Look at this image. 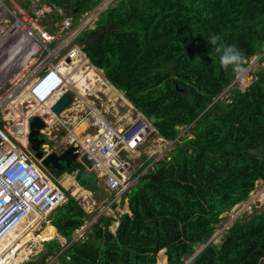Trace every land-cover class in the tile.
Returning <instances> with one entry per match:
<instances>
[{
  "label": "trees",
  "instance_id": "1",
  "mask_svg": "<svg viewBox=\"0 0 264 264\" xmlns=\"http://www.w3.org/2000/svg\"><path fill=\"white\" fill-rule=\"evenodd\" d=\"M102 1L40 5L62 10L53 17L57 22ZM95 24L97 39L84 47L91 63L165 138L175 139L179 126L189 127L192 137L176 140L171 158L150 170L157 179L141 177L126 194L131 214L120 217L115 233L109 230L113 218L102 216L93 231L102 242L79 240L60 252L62 242L55 238L45 243L48 254H59L65 264H185L196 245L210 239L223 212L264 179V159L247 152L264 142V66L245 90L234 86L228 101L219 100L237 74L220 67L207 41L216 34L237 46L246 68L264 52V0H117ZM86 217L70 197L54 211L52 224L71 241ZM248 217L237 219L220 244L209 242L188 264H258L264 257V209ZM162 249L167 255L162 251L158 258Z\"/></svg>",
  "mask_w": 264,
  "mask_h": 264
},
{
  "label": "built area",
  "instance_id": "2",
  "mask_svg": "<svg viewBox=\"0 0 264 264\" xmlns=\"http://www.w3.org/2000/svg\"><path fill=\"white\" fill-rule=\"evenodd\" d=\"M8 1L0 0V264H13L19 253L16 243L7 241L13 227L27 216L47 219L65 200L42 160L23 143L20 134L24 131L27 137L29 129L19 124L35 115L42 117L46 123L42 132L50 139L42 145L44 152L50 153L62 141L66 147L74 145L77 151L88 152L96 160L95 168L107 190L116 195L130 191L142 175L149 173L145 161H137L142 158L144 145L164 149L170 144L159 131L155 134L154 125L143 114H125L119 120L107 116L102 108L107 106L83 97L96 96L94 89L88 82L79 84L69 71L80 54L87 57L77 39L96 27L104 10L100 4L77 21L76 17H65L57 26L62 34L58 36V30L38 24L35 12L11 7ZM95 78L101 86V76ZM66 91L73 96L72 102L57 114L52 107ZM9 118L23 121L11 125ZM188 129L182 127L183 132L188 133ZM79 236L83 237L82 231ZM258 264H264V258Z\"/></svg>",
  "mask_w": 264,
  "mask_h": 264
},
{
  "label": "clouds",
  "instance_id": "3",
  "mask_svg": "<svg viewBox=\"0 0 264 264\" xmlns=\"http://www.w3.org/2000/svg\"><path fill=\"white\" fill-rule=\"evenodd\" d=\"M102 3V2H101ZM100 3V4H101ZM75 17V16H74ZM77 17V16H76ZM78 20V18H75V21H77ZM96 28V27H95ZM94 28V29H95ZM93 30V29H92ZM87 31H91V30H87ZM83 33H85V32H83ZM83 35V34H82ZM79 38V37H78ZM78 40V39H77ZM212 46H213V51L216 53V54H219V64H220V67L222 68V69H224L225 71L226 70H228V68L231 66V68H232V70H233V72L235 73V74H237L238 76H243V74L246 72V68L244 67V64H245V55H244V53H243V51L241 50V49H239L237 46H235V45H230V44H225V43H223L222 42V37H220L219 35H216V34H212L209 38H208V40H207ZM83 51H84V48H83ZM85 52V51H84ZM88 57V56H87ZM89 58V57H88ZM69 59V61H71L70 60V58H68ZM85 68V67H84ZM94 68V67H93ZM104 70V69H103ZM101 78L103 79V80H105V78H104V76L102 75L101 76ZM110 82V81H109ZM111 83V82H110ZM111 85L116 89V90H118L119 92L121 91V92H124L123 90H120V89H118L116 86H114L112 83H111ZM247 88V87H246ZM242 90H245V89H242ZM120 92V93H121ZM65 93H69L70 95H71V93L70 92H68V91H66ZM64 93V94H65ZM125 93V92H124ZM63 94V95H64ZM62 96V95H61ZM60 96V97H61ZM60 97H58L57 99H56V101L60 98ZM71 97H73L72 95H71ZM84 97V96H83ZM125 97V98H124ZM90 100H96V99H100L101 100V98H99V97H96V96H94V95H92V96H90ZM123 99H126V101H131L127 96H126V94H125V96H123ZM55 101V102H56ZM132 106H133V108L135 109H137V112L138 113H141V114H143L137 107H136V105L131 101V102H129ZM55 104V103H54ZM97 104V103H96ZM69 106V105H68ZM67 108V107H66ZM132 108V109H133ZM132 109H130L131 111H132ZM65 110V109H64ZM144 115V114H143ZM35 116H39V115H35ZM145 116V115H144ZM146 117V116H145ZM42 118V117H41ZM147 118V117H146ZM148 119V118H147ZM149 120V119H148ZM150 121V120H149ZM151 122V121H150ZM152 123V122H151ZM153 124V123H152ZM154 125V124H153ZM155 126V125H154ZM156 127V126H155ZM157 128V127H156ZM157 130H158V128H157ZM159 131V130H158ZM29 134V133H28ZM27 138H28V136H27ZM59 141L61 140V139H58ZM26 142V141H25ZM20 145H24L23 143H21L20 142ZM59 146H63V148L64 149H67L68 147H66L65 145H63V144H59L58 146H57V148L59 147ZM71 146H74V145H71ZM70 147V146H69ZM30 149H31V147H30ZM43 149V148H42ZM32 150V149H31ZM33 151V150H32ZM44 151V150H43ZM53 151H58L56 148L53 150ZM76 152H78L79 153V156H81V155H83L84 153H88V152H83V153H81V152H79V151H77L76 150ZM33 153L35 154V152L33 151ZM51 153V152H50ZM44 154L45 155H47L45 152H44ZM88 156H89V154H88ZM89 158H91L90 156H89ZM39 159V158H38ZM91 159H94V158H91ZM39 160H42V159H39ZM95 160V159H94ZM43 164V163H42ZM95 164H96V160H95ZM95 164L90 168V167H88L86 164H84L83 162H81V161H79V163L78 164H73L72 165V167L71 168H73V173L72 174H70V173H67L66 172V170L65 171H62V173L64 172L65 173V175L66 174H70V175H73L74 176V178H75V186H78L79 188H81L82 190H85V191H91L92 193H93V191L91 190V189H93V188H91V187H83L81 184H80V182L78 181V177H79V174H80V170H77V167L78 166H82V169H85L86 171H95L96 172V174H97V176H98V188L100 187V181L101 180H103L104 178L103 177H101V174H100V172L98 171V170H96V168H95ZM45 167V166H44ZM50 168V167H49ZM47 169V168H45V170L48 172V174H49V176H50V178H51V181L60 189V190H62V192H63V194L65 195V200H63L58 206H60V205H62V204H64V203H66V202H68L69 201V199H70V197H73V198H75L80 204H81V206L84 208V210L87 212V214H88V217H86L85 218V220H84V224L80 227V228H78V229H76L75 230V232L73 233V236H72V239H71V241H67L66 239L65 240H63L62 238H59L58 237V234H57V231L58 230H55V235L53 236V237H51V238H49V239H43L44 240V242L43 243H41L42 244V247L44 246V244L47 242V241H50V240H52V239H55V238H57V239H59L61 242H62V248L63 247H65L66 246V249L70 246V244H72L73 242H75V241H79V240H86L87 241V239L88 238H91L92 236H90L89 235V232H90V229H95V224L96 223H98L99 222V219L102 217V216H108V217H112L113 218V221H112V223H111V225H109V230L112 232V233H115L116 232V230H117V228H118V226H119V224H120V217L123 215V214H125V213H130L131 214V210H130V208H129V211L130 212H127V209H126V207H121V208H119V210L116 212L115 210H114V208H112V204H113V202H121L123 199L124 200H128V197L126 196V194L127 193H129V192H131L132 191V188L138 183V181L140 180H138L137 181V183L135 184V185H133L132 187H131V189H130V191H127V192H125V193H123L122 195H116V193L115 192H112V191H109V190H107V188H106V185L104 184V186H101L102 187V189H105L108 193H110L112 196H113V198L111 199V201L110 200H108L107 198L103 201V202H100V197L99 196H95V195H93V198H95L96 199V201H91L90 200V198H89V194H87V193H84V195L85 194H87L86 196H82V197H77V195H75L74 194V190L75 189H73L72 190V187L74 186H71V187H68L67 186V183H64L63 182V180L64 179H66L65 177H64V179L63 178H61L60 180H58V181H56L55 180V178L56 177H58L60 174H57V172L55 171V170H53L52 168H50V169ZM54 173H56V175L54 174ZM147 174H152V173H147ZM153 174H155V173H153ZM146 175V174H145ZM143 176L144 175H142L141 177L143 178ZM260 180V179H259ZM258 180V181H259ZM257 181V182H258ZM103 182H104V180H103ZM257 184V183H256ZM59 185H61V186H59ZM86 185V184H85ZM63 187H66V189L65 188H63ZM97 188V189H98ZM255 189V188H254ZM67 191H69V195L67 194ZM81 191V190H80ZM74 194V195H73ZM77 197V198H76ZM79 198L80 199H82V198H84L85 200H87L88 202H89V204L91 205V206H93L94 205V208H92L91 210H89V209H87L84 205H83V203L81 202V200H79ZM248 199V198H247ZM246 199V200H247ZM245 201V200H244ZM244 203L245 202H243V201H241V202H239V203H237L235 206H234V210H238L239 208H241V206H243L244 205ZM128 205H129V203H128ZM57 206V207H58ZM247 206H249V207H252V204H251V202H249L248 204H246V205H244L243 207L245 208V207H247ZM57 207L50 213V215L47 217V219H44V220H41V221H39V220H34L35 221V223H34V226H32V229H28L26 232H24V235L23 236H28L30 233H32L33 234V237H30V238H28L27 239V241L24 243V247H23V249L24 250H22L21 251V248L19 247L18 249H19V253L16 255V257H15V261H16V259L17 258H19V257H21V256H24V258L22 259V261H20L19 262V264H22L21 262H24V261H33L32 259L34 258V257H36V255H41L42 253H44V252H46L45 250H41L40 251V254L39 253H37L36 255H34L32 258H30V259H28L29 258V256L32 254L31 252H29V244L31 243V241L33 240V239H35V235H38V234H41L44 230H45V228L46 227H48L49 225H51V226H53V227H56L55 225H53L52 224V215H53V213H54V211L57 209ZM95 215H99V218L97 219V222H95L94 223V216ZM29 219H32L33 220V218L31 217V216H27ZM26 217H24L23 218V220L25 219ZM21 222V221H20ZM93 225H94V228H93ZM100 226H102V223L100 224ZM14 228V227H13ZM12 228V229H13ZM57 228V227H56ZM11 229V230H12ZM216 230V229H215ZM227 230H229V229H223L222 230V232H221V241L220 242H222L223 241V239H224V237H225V232L227 231ZM31 231V232H30ZM80 231H82L83 232V237H78V233L80 232ZM215 232V231H214ZM60 235V234H59ZM213 235V234H212ZM93 236H95L94 234H93ZM63 237V236H62ZM96 237V236H95ZM97 238V237H96ZM21 240H22V237H20L15 243H16V245L18 244V243H21ZM63 242H65V243H63ZM210 242H213V241H210ZM208 243H209V241H208ZM214 243H217V242H214ZM219 244V243H218ZM62 248H61V251H62ZM65 249V250H66ZM163 250V249H162ZM161 250V251H162ZM160 251V252H161ZM63 252V251H62ZM159 252V253H160ZM165 252V254H166V251H164ZM159 253H158V256H159ZM57 255V254H56ZM56 255H49L48 253H47V257L44 259V261L43 262H41V263H45L46 261L45 260H47V258L48 257H53L52 259L53 260H56V259H59L60 260V256L58 255V257H56ZM167 255V254H166ZM264 258V257H263ZM262 258V259H263ZM28 259V260H27ZM261 259V260H262ZM24 260V261H23ZM260 260V261H261ZM15 261H14V263H15ZM167 261H168V257H167ZM259 261V262H260ZM157 262H158V260H157ZM13 263V264H14Z\"/></svg>",
  "mask_w": 264,
  "mask_h": 264
},
{
  "label": "rangeland",
  "instance_id": "4",
  "mask_svg": "<svg viewBox=\"0 0 264 264\" xmlns=\"http://www.w3.org/2000/svg\"><path fill=\"white\" fill-rule=\"evenodd\" d=\"M102 2L104 4L101 3L99 6H102L104 8V10H105L110 4H115L117 2V0H103ZM8 4L11 7H14L16 5L17 6H20V7H23L26 10L32 12L34 15L36 13V15L39 17L38 24L40 26L47 25L49 22H51L52 15L53 14H56V13H58L60 11V10H56V11L49 10V8L46 6V4L40 5V1L39 0H9L8 1ZM33 4L36 5V8L37 9H38V6H39L38 11H36L34 9V12L35 13L33 12V7H32ZM61 12H63V11L61 10ZM83 35L85 36L87 34L84 33ZM263 55H264V52H261V53H258L257 55H255V56H253V57H251L249 59L248 66L246 67V72L243 74V76H238L237 75L233 79L232 83L220 95L219 100H223L224 98H227V101H228L229 100V95L231 94L232 87H234V86L236 87L237 86L238 88H240L242 90V89H246V87H248L250 84L253 83L254 79L257 78L255 72L260 67H263L264 66V58H262ZM105 84L106 85H109L106 81H105ZM120 92H119V94H121V95H119L120 98H119V96L117 98H114L113 97V102L114 101L117 102L118 100H120V101L123 100V96H125V93L124 92H121L120 93ZM116 99H118V100H116ZM129 102H131V101H129ZM129 102L128 101H126V102L123 101L121 103V106L124 107L123 108L124 110H130V109L133 108V106ZM115 110L116 109L113 106V112H115ZM132 111H133V114L134 115L138 114L136 108L135 109L133 108ZM32 119L33 118H30L27 122H25L26 123L25 126L28 129L30 128V121ZM22 121H23V119L20 120L19 122H17L16 119L11 120V118H9V124H11V125H18ZM192 124L194 125V123H192ZM182 127H185V126H182ZM182 127L179 126L180 131H181L180 134L175 139H173V140L170 139V144L167 147H165L164 149H159L158 147H155V146L150 147L149 146L150 143L144 145V147L142 149V152H141L142 153L141 154L142 155V158L141 157L140 158H137V161H138V163H140L143 160H146V159L148 160V158L149 159L152 158L151 162L145 168V171L146 172H150V170L153 169L155 163L159 162L160 160H163V159H168L169 160L171 158V153L173 152V150L176 147L175 141L178 140L181 143L182 142V139L181 138L182 137H185L187 134H189V133L183 132ZM155 129H156L155 134H157L158 133L157 132L158 130H157L156 127H155ZM29 131H30V129H29ZM27 136H28V134H27ZM189 137H192V134H189ZM153 138H154V136H152L150 139H153ZM24 141H26V144L30 148V145H29V142H28V138L27 137H25ZM66 172L72 174L73 173V168L67 169ZM59 174L60 175L55 178L56 181L60 180L65 175L64 172L62 173V171H60ZM80 184L83 187H86V185H85L86 183L85 182L82 181V182H80ZM59 186H61V185H59ZM63 188L66 189V187H63ZM73 189H75L74 186L72 187V190ZM91 190L93 191V194L94 195H97L100 192L102 193V188L101 187H99L98 189H91ZM73 192H74L75 195H77V197L84 196V193L82 191H80V190L79 191H76V189H75ZM67 194L68 195L70 194L69 191H67ZM262 194H264V179H260L257 182V184L255 186V189L250 193L248 199L245 200V201H243V202H245L244 205H246L249 202H251L252 207L247 206V207L244 208L243 207L244 205H243L238 210H234L235 208L233 207L232 209L223 212V214L221 215V216H223L222 221L219 224L216 225V228H215L216 230H214L215 232L213 233V235L206 242L200 243V244L196 245L194 253L192 255H190V257L186 260L185 264L190 263V261H192V259L195 256H197L200 252H202L203 249L207 246L208 241L209 242L210 241H213V242H217V243L220 244L221 243L220 241H221V232H222V230L223 229H229L234 224V222L237 219L242 218L244 216H249L248 218H250V217L254 216L258 211L263 210L264 209V197H262ZM46 228H49L50 229V226H48ZM227 231L225 232V234L227 233ZM43 232L41 234L35 235L36 239H33L31 241V251H32L31 253L32 254L29 256L28 259L32 258V256L33 255H36L37 253L40 254V251L43 249L42 244H41V243L44 242V240L42 239L44 237ZM45 233H47V232H45ZM89 235L90 236H93V233H89ZM44 246H45V244H44ZM162 251H164V250H162ZM37 256L38 255H36V257ZM52 258L53 257H48L47 260H45L46 262L44 264H57L59 260L58 259L53 260ZM158 258H159V256H158ZM27 262L28 261H24V262H21V263L22 264H26ZM36 262H41V261H36ZM58 264H61V263L59 262ZM157 264H158V262H157Z\"/></svg>",
  "mask_w": 264,
  "mask_h": 264
},
{
  "label": "water",
  "instance_id": "5",
  "mask_svg": "<svg viewBox=\"0 0 264 264\" xmlns=\"http://www.w3.org/2000/svg\"><path fill=\"white\" fill-rule=\"evenodd\" d=\"M78 10V9H76ZM85 12H79L76 18L80 19ZM98 29L91 30L87 35L81 36L78 38V44L84 48L90 43L94 42L97 39ZM69 60V59H68ZM103 70V69H102ZM72 102V97L69 93H65L62 95L53 105L52 109L57 113L61 114L64 109ZM46 127V123L40 116H34L30 121V131L28 134V142L31 149L35 152V156L39 159H42V163L45 168H49L53 166V169L57 171H65L72 167L73 164H78L79 161L86 164L88 167H92L95 164V160L89 158L88 153H84L79 156V153L76 152V146H70L67 149H64L63 146H59L56 148L58 151H51L47 155L44 154L42 149V145L46 143H50L49 137L42 132V129ZM247 152L251 155L257 156L260 160L264 159V142L260 143V146L257 148H249ZM46 169V170H47ZM77 170H80V174L78 177L79 182H85L87 187H91L93 189L98 188V176L95 171H86L82 169V166H78ZM56 175V173H54ZM145 179H157V174H146L143 176ZM87 242L92 243H100L102 240L97 239L95 236L87 239ZM47 257V252H44L37 257H34L33 261H41Z\"/></svg>",
  "mask_w": 264,
  "mask_h": 264
},
{
  "label": "crops",
  "instance_id": "6",
  "mask_svg": "<svg viewBox=\"0 0 264 264\" xmlns=\"http://www.w3.org/2000/svg\"><path fill=\"white\" fill-rule=\"evenodd\" d=\"M40 1V0H39ZM17 6V5H16ZM46 6L49 8V10H51V11H53L52 10V8L50 9V7L46 4ZM33 12H34V9L35 10H38L39 9V6H38V9L36 8V5L35 4H33ZM17 8H19V9H24V10H26L25 8H23V7H20V6H17ZM58 10H60V9H58ZM28 11V10H27ZM30 12V11H29ZM59 12H61V10L59 11ZM54 15L55 14H53L52 15V19H51V22H49L47 25H42L41 27H46V28H48L49 30L51 29V31L53 30H58V28H57V26H58V24H60V22L62 21H57V22H54L53 21V17H54ZM49 21V20H48ZM57 35L58 36H62V34H61V32H60V29L57 31ZM82 36V35H81ZM81 36H79V38L81 37ZM77 44H78V41H77ZM79 45V44H78ZM80 46V45H79ZM80 47H82V46H80ZM82 52H83V50H81ZM88 60V63H89V65H92L93 67H90V68H92V69H94V70H97V72H98V74L99 75H103L104 76V78H105V80H103V82H101V86L103 87H101L99 84H98V82H96V78H94L93 76L92 77H88V78H86L85 79V83L86 82H88V84L87 85H90L93 89H94V93H95V95L97 96V97H99V98H101V100L100 99H96L95 101H96V103L98 104V105H105V106H107V107H102V108H104L105 109V111H104V113L107 115V116H109V117H115V119L116 120H119L118 118L119 117H121V116H124L125 114L126 115H130V114H132L133 113V111H131V110H124L123 108V106H121V103L123 102V101H126V99H123L122 101H120V100H118L117 102H113V91L112 90H110V89H108L107 87H108V85H106L104 82L106 81L112 88H113V86L111 85V83L109 82V80L107 79V77H106V74H105V71L104 70H102L101 68H98V67H96V66H94L92 63H91V61H90V59L88 58V57H85L83 54H80L79 55V57H78V60H80V62H85V60ZM85 67H86V65H85ZM75 68L76 67H74L73 69H71L70 70V72H72L73 71V75H74V77H76L77 78V80L79 81V84H82V83H80V81L82 80V78H79L78 76H77V74H76V71L77 70H75ZM76 75V76H75ZM96 77V76H95ZM95 79V80H94ZM104 83V84H103ZM98 87V88H97ZM98 92H100V94L98 93ZM84 97H86V98H88V97H90V95H85ZM117 100V99H116ZM91 103H92V101H91ZM113 106H114V108L116 109L115 110V112H113ZM121 106V107H120ZM141 114V113H140ZM85 124V123H84ZM84 126H86V124L84 125ZM63 142H65V141H62V142H60V144H62ZM148 160H149V158H148ZM147 159L146 160H143V161H145V165H148V164H146V162L148 161ZM151 162V161H150ZM149 163V162H148ZM144 165V166H145ZM64 177L66 178V179H70V180H73V182L75 183V178H74V176L73 175H70V174H66V175H64L62 178L64 179ZM101 186H104V182H103V180H101L100 181V187ZM102 188V187H101ZM91 193V194H90ZM90 193H89V198H90V200L91 201H96V199L95 198H93V193L90 191ZM87 194H85L84 196H86ZM95 196H99L100 197V202H103L106 198L108 199V200H110L111 201V199L113 198V196L110 194V193H108L105 189H102V193L100 192L99 194H97V195H95ZM77 198V197H76ZM79 200H81V202L83 203V205L87 208V209H89V210H91L92 208H94V205L93 206H91L90 204H89V202L87 201V200H85L84 198H82V199H80L79 198ZM121 207H126V209H127V212H130L129 211V205H128V200H122L121 202H113V204H112V208H114V210L117 212L118 210H119V208H121ZM99 218V215H95L94 216V223L95 222H97V219ZM50 226V232L52 233V236H48L47 238H45V239H49V238H51V237H53L54 235H55V230H57V228L56 227H53V226H51V225H49ZM52 227L54 228V229H52ZM93 228H94V225H93ZM46 230V229H45ZM45 230H44V232H45ZM93 231H94V229H90V232L89 233H93ZM43 232V233H44ZM48 233V232H47ZM57 234H58V237L59 238H62L63 240H65V238L64 237H62L61 235H59V233H58V231H57ZM46 235V233L44 234V236ZM41 239V238H40ZM63 243H65V242H63ZM29 252H32L31 251V243L29 244ZM43 250H45L47 253H49V251H48V249H47V247L46 246H43ZM164 251H166V249H163ZM34 256V255H33ZM32 256V257H33ZM194 259V258H193ZM192 259V260H193ZM59 260V259H58ZM61 263V264H65V263H63V260L62 259H60L59 261H58V263ZM57 263V264H58Z\"/></svg>",
  "mask_w": 264,
  "mask_h": 264
},
{
  "label": "bare ground",
  "instance_id": "7",
  "mask_svg": "<svg viewBox=\"0 0 264 264\" xmlns=\"http://www.w3.org/2000/svg\"><path fill=\"white\" fill-rule=\"evenodd\" d=\"M86 65V68H84ZM69 71L71 69H73L74 67L76 71V74L78 77L82 78V80L80 81V83H85V79L88 78V77H94L95 76H100V75H96L94 69L90 68V67H93L92 65H89L88 63V60L86 59L85 62H80V60H77V61H74L73 63H71L69 65ZM76 76V75H75ZM76 78V77H75ZM77 79V78H76ZM95 80V79H94ZM87 83V82H86ZM105 83V82H104ZM103 83V84H104ZM98 88V87H97ZM108 89L112 90L113 91V97L114 98H117L119 95V91L116 90L114 87L112 88L110 85H108L107 87ZM120 98V96H119ZM118 100V99H117ZM126 102V101H125ZM25 122L24 123H21L19 125H22L21 127H25ZM85 125V124H84ZM83 125V126H84ZM21 138L22 139H25V132H21L20 134ZM23 143H26L25 141H23ZM64 183H67V186L68 187H71V185L75 187L76 191H79L81 190L83 193H87L89 194L90 192L88 191H84L82 190L81 188H79L78 186H75L73 180H70L69 178L68 179H64L63 180ZM91 194V193H90ZM262 197H264V194H262ZM34 219H29L28 217H26L24 220H22L21 222H19L9 233L8 237H7V241L10 242V243H15L20 237H22V240H21V243H18L16 246V249H18L19 247L21 248V251L24 250L23 247H24V243L27 241L28 238L30 237H33V234L30 233L28 236H23L24 235V232H26L28 229H32V226H34ZM45 232H48L46 233L47 235H45L42 239H45L47 238V236L50 233V230H48L49 228H45ZM53 229V228H52ZM31 232V231H30ZM45 232L43 234H45ZM36 239V237H35ZM24 256H21L19 258L16 259L15 263L16 264L18 261H20L21 259H23Z\"/></svg>",
  "mask_w": 264,
  "mask_h": 264
},
{
  "label": "flooded vegetation",
  "instance_id": "8",
  "mask_svg": "<svg viewBox=\"0 0 264 264\" xmlns=\"http://www.w3.org/2000/svg\"><path fill=\"white\" fill-rule=\"evenodd\" d=\"M53 167V166H50V168Z\"/></svg>",
  "mask_w": 264,
  "mask_h": 264
}]
</instances>
